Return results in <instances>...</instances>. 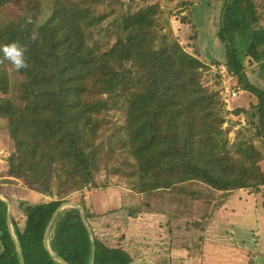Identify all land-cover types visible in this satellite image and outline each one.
I'll return each mask as SVG.
<instances>
[{
  "label": "trees",
  "instance_id": "obj_1",
  "mask_svg": "<svg viewBox=\"0 0 264 264\" xmlns=\"http://www.w3.org/2000/svg\"><path fill=\"white\" fill-rule=\"evenodd\" d=\"M12 1L0 0V46L13 41L25 45L30 67L15 72L7 63L0 66V118L9 119L13 142L7 173L43 195L24 208L23 228L12 215L26 264H65L47 249V228L74 193L88 220L97 215L83 192L89 184L101 186L95 172L102 167L107 177L116 174L144 195L139 206L125 204L127 211L191 218L197 226L213 217L234 191L261 192L264 83L258 80L264 81V14L254 0H219L217 36L226 59L222 65L212 62L226 67L239 97L242 93L240 105L233 107L221 74L219 90L203 81L209 64L196 54L199 49L191 53L172 33L152 30L146 13L116 17V30L110 32L115 42L103 50L102 40L94 37L90 3L54 2L32 41L4 11ZM189 4L192 10L194 4ZM225 121L230 124L224 128ZM7 212L8 204L0 198V264H21ZM94 243V264L134 261L122 247L92 238L81 208L59 212L49 234L54 255L68 264H91Z\"/></svg>",
  "mask_w": 264,
  "mask_h": 264
},
{
  "label": "rangeland",
  "instance_id": "obj_2",
  "mask_svg": "<svg viewBox=\"0 0 264 264\" xmlns=\"http://www.w3.org/2000/svg\"><path fill=\"white\" fill-rule=\"evenodd\" d=\"M56 1L58 0H16L6 5L4 11L23 32L32 34L37 33V25L44 11L48 12ZM74 1L90 3L93 7L94 17L91 24L96 28L94 37L102 40L103 50L115 42V37L110 32L116 30L112 25L116 17L123 12L140 15L146 13L152 30L158 33H172L191 53L196 52L198 48L199 53L196 54L209 64V69L202 77L205 84L210 86L211 90H219L221 85L217 77L221 74L226 79L223 83L230 106L234 103L240 105L237 101L239 98L243 100L242 93L240 97L238 94L235 98L227 95V89L238 91L239 88L232 85L235 80H231L226 67L221 66L226 59L225 47L217 36L222 1ZM254 1L258 5V12L264 14V0ZM189 3L194 4L192 10ZM29 17L33 21L31 24L26 22ZM194 28L198 31V37L195 36ZM249 67V71H253L256 65ZM250 74L257 77L255 72ZM258 82L264 83L261 79ZM0 95L4 96L1 91ZM252 99L257 100L254 96ZM108 116L111 118V115ZM113 119L117 125V114L113 115ZM232 119L237 121L239 117L232 116ZM240 119L245 124L244 119ZM229 124L225 121L223 127ZM10 127L8 118H0V197L11 201L12 215L23 228L26 221L24 208L29 204L38 203L43 195L37 187L24 179L11 177L7 173L8 159L13 148ZM236 131L237 128L231 131L229 143L234 141ZM130 158L134 160V157ZM261 166L264 170V160ZM95 181L101 186L89 184L83 192L88 206L97 214L88 220L90 226L95 235L108 245L122 247L134 261L149 260L155 264H264V186L260 193L254 189L234 191L213 217L199 220L202 226L204 225L202 227L194 225V219L191 218L183 220L147 211L138 214L127 211L123 207L125 204L139 206L144 195L129 189L127 182L116 174L107 177L104 167L95 172ZM78 195H69L67 199L71 200L68 202H77ZM50 198L45 196V199ZM68 202L64 205L65 208L74 207L68 205Z\"/></svg>",
  "mask_w": 264,
  "mask_h": 264
},
{
  "label": "water",
  "instance_id": "obj_3",
  "mask_svg": "<svg viewBox=\"0 0 264 264\" xmlns=\"http://www.w3.org/2000/svg\"><path fill=\"white\" fill-rule=\"evenodd\" d=\"M0 198L3 199L2 197H0ZM3 200L6 201L7 204H8L7 223H8V226H9V228H10L11 234H12L14 240H15V243H16V245H17V248H18V250H19L20 258H21V264H26V263H25L24 254H23V252H22V248H21V246H20L18 240H17L16 237H15L14 230H13V227H12L13 205H12V203H11L10 200H5V199H3ZM67 204H68V205H73L74 207H80V208H81L83 222H84L85 226L87 227V230H88V232L90 233V235L92 236V238H94L95 234H94L93 229L91 228L90 223H89V221H88V219H87V217H86L85 208L82 207V206H81L79 203H77V202H73V203H72V202H68ZM64 205H66V203L63 204V205H61V206L57 209V211L55 212V214H54V216H53V218H52V220H51V222H50V224H49V226H48V228H47L46 237H45V245H46L47 249L50 251V253L53 255L54 258L58 259L59 261L64 262L65 264H68V263H67L64 259H62L61 257H58V256L54 255L53 252H52V250H51V248H50V245H49V234H50L51 227H52V225H53V223H54V221H55L57 215L59 214V212H60L62 209L65 208ZM95 252H96V247H95V243H94V245H93V255H92L91 264H94V263H95ZM143 263L155 264V263H153V262H151V261H149V260L133 261V262H131L130 264H143Z\"/></svg>",
  "mask_w": 264,
  "mask_h": 264
},
{
  "label": "clouds",
  "instance_id": "obj_4",
  "mask_svg": "<svg viewBox=\"0 0 264 264\" xmlns=\"http://www.w3.org/2000/svg\"><path fill=\"white\" fill-rule=\"evenodd\" d=\"M26 22L29 24L33 23L31 17H29ZM29 39L36 41L38 39V35L34 32L30 35ZM27 51V47L19 41H13L0 46V54H2L0 55V66L7 63L15 72L28 70L30 65L26 56Z\"/></svg>",
  "mask_w": 264,
  "mask_h": 264
},
{
  "label": "built area",
  "instance_id": "obj_5",
  "mask_svg": "<svg viewBox=\"0 0 264 264\" xmlns=\"http://www.w3.org/2000/svg\"><path fill=\"white\" fill-rule=\"evenodd\" d=\"M227 91H228V92H227L228 95H229V93H230V95H231L232 98H235V97H237V95H238V92H237V90H235V89H234V90H233V89H231V90H230V89H227Z\"/></svg>",
  "mask_w": 264,
  "mask_h": 264
},
{
  "label": "crops",
  "instance_id": "obj_6",
  "mask_svg": "<svg viewBox=\"0 0 264 264\" xmlns=\"http://www.w3.org/2000/svg\"><path fill=\"white\" fill-rule=\"evenodd\" d=\"M1 249H2V246L0 247V251H1Z\"/></svg>",
  "mask_w": 264,
  "mask_h": 264
}]
</instances>
